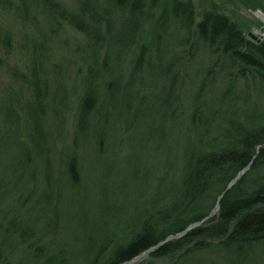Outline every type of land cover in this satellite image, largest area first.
I'll return each instance as SVG.
<instances>
[{
	"label": "rangeland",
	"instance_id": "374dc122",
	"mask_svg": "<svg viewBox=\"0 0 264 264\" xmlns=\"http://www.w3.org/2000/svg\"><path fill=\"white\" fill-rule=\"evenodd\" d=\"M11 1L0 3V264H45L52 255L56 262L92 264L167 210L180 186L184 152L207 145L216 131L198 140L195 133L202 127L182 122L174 135L164 133L168 124L157 121L158 89L139 87L141 78L159 81L157 71L118 75L113 88L104 94L102 88L95 109L79 118L75 68L92 60L85 33L56 22L48 0L46 5L43 0ZM214 1L250 38L253 31V39H264V0ZM35 54L45 66L38 78L48 81L47 87L44 82L37 87L41 96L30 84ZM105 58L102 64L108 63ZM60 64L64 67L57 72ZM256 89L250 83L247 98H240L247 125L263 118L264 96ZM234 127L230 124L231 132ZM77 156L75 182L69 167ZM177 254L153 257L147 252L123 264H167ZM174 263L264 264V246L230 241Z\"/></svg>",
	"mask_w": 264,
	"mask_h": 264
},
{
	"label": "trees",
	"instance_id": "16d2710c",
	"mask_svg": "<svg viewBox=\"0 0 264 264\" xmlns=\"http://www.w3.org/2000/svg\"><path fill=\"white\" fill-rule=\"evenodd\" d=\"M48 2L47 10L56 22L77 27L88 40L92 60L75 68L80 78L74 91L79 97V118L95 109L103 96L102 88L103 94L113 88L118 75L157 71L159 81L145 82L141 78L139 87L158 89L162 105L156 109L161 117L157 121L168 124L164 133L174 135L182 122L202 127L195 133L198 140L214 128L216 131L207 145L184 152L180 186L169 197L167 210L163 209L150 227L134 232L106 259L97 258L92 264H121L180 231L181 235L169 238L149 254L174 257L178 252L175 259L179 260L230 241L264 246V113L261 120L247 125L242 120L245 101L240 100L247 98L250 83L258 87L259 97L264 96V39L250 38L214 0ZM0 3L9 6L12 1ZM104 58L107 64H102ZM60 65L57 72L64 67ZM84 66L89 75L84 73ZM44 69L43 61L35 54L30 84L36 96H41L37 87L48 82L38 78ZM99 69L103 70L99 77L92 75ZM103 120L109 122L110 118L105 115ZM230 124L235 125L232 132ZM98 143L103 150L105 137ZM73 159L69 172L76 182L78 156ZM247 164L249 167L227 188ZM222 191L219 208L207 216ZM161 225L164 228L157 231ZM175 259L167 264H175ZM45 264L65 263L56 262L52 255Z\"/></svg>",
	"mask_w": 264,
	"mask_h": 264
},
{
	"label": "water",
	"instance_id": "95a60500",
	"mask_svg": "<svg viewBox=\"0 0 264 264\" xmlns=\"http://www.w3.org/2000/svg\"><path fill=\"white\" fill-rule=\"evenodd\" d=\"M248 33H249V35H250L251 37H253V38H257V34H256L255 32H253V31H249ZM248 167H249V164H247L245 167H243V168L238 172V174L236 175V177H234V179H232V180L228 183L227 188L230 187V186H231V185H232V184H233V183H234V182H235V181L241 176V174L244 173V171H245ZM223 193H224V191H222V193L219 195V197H218V199H217V202H216V204L214 205V207H213V209H212V212L209 213V215H207V216H210V215L214 214V213L216 212V210L219 208V206H220V199H221ZM207 216H206V217H207ZM206 217H204L203 219H205ZM203 219L198 220V221H195V222L189 224L184 230L186 231V230H188V229L194 227L195 225L199 224ZM182 233H183V231H180V232H178V233H175V234L169 235L168 237H166L164 240H162V241L159 242L158 244L153 245V246H151V247L145 249V250L142 251L141 253L135 255V256H134L133 258H131L129 261H133V260L139 258L141 255H143V254H145V253L151 251L152 249H154L155 247H157L159 244L163 243L164 241L168 240L169 238L174 237V236H179V235H181Z\"/></svg>",
	"mask_w": 264,
	"mask_h": 264
},
{
	"label": "bare ground",
	"instance_id": "6f19581e",
	"mask_svg": "<svg viewBox=\"0 0 264 264\" xmlns=\"http://www.w3.org/2000/svg\"><path fill=\"white\" fill-rule=\"evenodd\" d=\"M261 16H263V15L261 14ZM141 256H142V255H141ZM141 256H140V257H141ZM140 257H139V258H140ZM137 259H138V258H137ZM135 260H136V259H135ZM135 260H133V261H135ZM126 262H132V261H129V260H128V261H126ZM126 262H123V263H126ZM123 263H121V264H123Z\"/></svg>",
	"mask_w": 264,
	"mask_h": 264
}]
</instances>
